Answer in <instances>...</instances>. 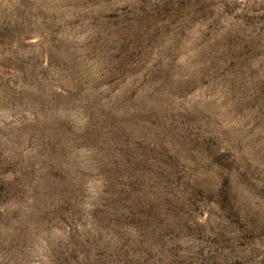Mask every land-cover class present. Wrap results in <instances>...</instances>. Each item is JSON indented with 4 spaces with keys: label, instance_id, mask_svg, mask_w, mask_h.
<instances>
[{
    "label": "rangeland",
    "instance_id": "374dc122",
    "mask_svg": "<svg viewBox=\"0 0 264 264\" xmlns=\"http://www.w3.org/2000/svg\"><path fill=\"white\" fill-rule=\"evenodd\" d=\"M0 264H264V0H0Z\"/></svg>",
    "mask_w": 264,
    "mask_h": 264
}]
</instances>
